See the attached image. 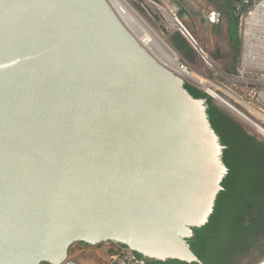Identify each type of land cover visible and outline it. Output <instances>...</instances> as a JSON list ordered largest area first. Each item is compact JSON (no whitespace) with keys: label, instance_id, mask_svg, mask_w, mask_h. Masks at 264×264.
I'll list each match as a JSON object with an SVG mask.
<instances>
[{"label":"water","instance_id":"95a60500","mask_svg":"<svg viewBox=\"0 0 264 264\" xmlns=\"http://www.w3.org/2000/svg\"><path fill=\"white\" fill-rule=\"evenodd\" d=\"M187 82L110 0H0V264H85L80 242L203 264L187 238L228 168Z\"/></svg>","mask_w":264,"mask_h":264},{"label":"trees","instance_id":"16d2710c","mask_svg":"<svg viewBox=\"0 0 264 264\" xmlns=\"http://www.w3.org/2000/svg\"><path fill=\"white\" fill-rule=\"evenodd\" d=\"M177 5L186 7L185 0H172ZM220 14L219 22L213 24L216 26L221 37L226 39L224 46H219L216 50L218 58L229 57L234 62L239 59L242 50V30L244 25V15L252 6L254 0H205ZM215 27V28H216ZM192 31V30H190ZM173 44L182 49L185 45H189V41L181 32L172 34ZM182 44L183 46H181ZM225 49L227 50H223ZM226 51V52H225ZM233 62V61H232ZM235 66V64H234ZM234 66L232 68H234ZM187 89L197 98H205L207 104V114L211 126L218 133L221 143L225 147L223 150V160L228 168V173L224 176L221 183L222 189L218 192L213 212L208 216L207 221L199 226L192 227V235L187 240L190 243L192 250L201 259L204 264H226L223 260V254L228 251H236L240 246L247 241L252 240L257 235V228L261 223L259 216L252 217L250 223L246 224L247 210L251 207L256 210L263 209L264 202L259 201L252 204H247L245 199H240L238 193L242 190L234 189L229 185V181L233 172H245L247 163L250 162L249 148H240L229 132L236 129H241V136L253 140L258 146H264V142L257 140L256 135L251 134L242 122L234 115H231L225 108L215 104L214 99L207 94L203 89L193 83H186ZM227 111V112H225ZM218 115L224 125H217ZM239 136V135H238ZM235 137V136H234ZM237 193V194H236ZM239 197V198H238ZM236 198V199H235ZM255 211H253L254 213ZM252 213V214H253ZM111 252H123L125 246L110 243ZM226 252V253H223ZM142 257L141 254L136 253ZM226 260V259H225ZM145 264H199L198 262H186L179 259L168 258L166 260H156L154 258H144Z\"/></svg>","mask_w":264,"mask_h":264},{"label":"rangeland","instance_id":"374dc122","mask_svg":"<svg viewBox=\"0 0 264 264\" xmlns=\"http://www.w3.org/2000/svg\"><path fill=\"white\" fill-rule=\"evenodd\" d=\"M130 3L140 12L141 15L145 17V19L157 30L159 33L165 37V41L169 45V48L175 52L177 58L183 60L191 72L190 75L199 83L204 84L205 86L214 85L211 89H214L216 92L217 86L221 90L225 92V96H222L225 102H229V104L233 105L237 111H233L226 107L222 102L221 107L225 108L228 112L232 113L236 118H238L243 125L249 130L251 134L254 133L256 137L264 140V132L259 131V129L250 124L249 120L255 122L256 124L262 126L264 128V112L259 109L253 110V104L251 106L248 105V101L242 97L240 99H227V97L231 98V92L225 84V78L221 79V73L224 71L229 72L228 70H232L235 62L229 57L218 58L216 55V50L219 46H224L226 39L220 36L218 28L208 22L206 19V15L210 10H215L212 6H210L205 0H185L186 7L182 10V14L187 13V21L180 16V13L176 12L173 9V6L167 0H129ZM261 8V10H257ZM253 11V16L249 19V28H248V18L249 12ZM167 13L171 14L173 17L179 21V23H183L190 31L194 44L201 48L200 52L198 50H194L193 58H189L183 50L176 47L172 42V34L175 32H183L182 25L181 28H171V22L167 18ZM258 13L256 16L255 14ZM260 18L262 24H264V0H254L252 6L244 15V25L242 30V42L244 43L247 29L250 31L248 34V38L252 41H256L258 46L255 48L259 49L258 52H264V49L259 45V40L264 39V31L259 30H251L253 19ZM179 19V20H178ZM183 21V22H182ZM251 26V27H250ZM216 27V28H215ZM178 29L177 31H175ZM181 29V30H180ZM174 31V33L170 34V32ZM183 34V33H182ZM184 36L189 41V44L195 48L193 43H191L189 37L184 34ZM142 39V37H140ZM252 38V39H251ZM252 43V42H250ZM254 43V42H253ZM243 46V45H242ZM223 50L225 47H223ZM196 49V48H195ZM226 52V51H225ZM159 57L166 62L168 59H164L162 56ZM209 59V60H208ZM211 61V62H210ZM233 61V62H232ZM167 63L171 64L167 61ZM173 67V66H170ZM225 77V76H224ZM221 82L217 83L218 80ZM190 83L195 84L199 88H203L198 83L190 80ZM224 83V84H222ZM217 85V86H216ZM210 87V86H209ZM220 92V91H218ZM217 92V93H218ZM221 95V94H220ZM216 96V95H215ZM214 99V98H213ZM217 103V99H214ZM241 111V112H240ZM244 116H241L240 114ZM248 115V116H247ZM79 244H74L70 250V259L76 260L77 262L85 263V264H110V243H102L96 246L82 247ZM77 251V252H76ZM77 253V260L73 258V255Z\"/></svg>","mask_w":264,"mask_h":264},{"label":"flooded vegetation","instance_id":"af4514ba","mask_svg":"<svg viewBox=\"0 0 264 264\" xmlns=\"http://www.w3.org/2000/svg\"><path fill=\"white\" fill-rule=\"evenodd\" d=\"M173 2V1H172ZM175 3V2H173ZM176 12L180 13V16L183 17L185 21H187V13L182 14L183 7L176 4ZM176 20V19H175ZM177 21V20H176ZM178 22V21H177ZM179 23V22H178ZM179 25H181L179 23ZM183 46L182 44H180ZM183 52L189 57L193 58L194 56V50L196 51L194 47H192L190 44L185 45L182 47ZM242 53V52H241ZM241 57V55H240ZM241 58H239L233 70L237 71V63L240 61ZM238 72V71H237ZM221 76H225L221 75ZM215 101V100H214ZM215 104L221 107L219 103L215 101ZM227 112V111H225ZM228 113V112H227ZM230 113V112H229ZM228 113V114H229ZM233 115L232 113H230ZM215 119L217 118L218 122L217 125H224V121L218 116H214ZM241 122V121H240ZM229 132L232 134V137L234 138V141L241 148H249V155L247 157L250 158V162L247 163V167L245 172H233L229 181L230 187H232V190L239 189L242 190L238 193L240 199H245L247 204L256 203L259 201L264 202V146H258L254 143L253 140H249L248 138L241 136L242 130L239 129H233L231 130V127L229 129ZM239 135V136H238ZM235 136V137H234ZM257 140H261L264 142L263 139H260L257 137ZM227 148V146H225ZM224 147V148H225ZM239 147V148H240ZM228 172L224 173V176ZM223 176V178H224ZM223 181V179H222ZM223 188V187H222ZM237 194V193H236ZM238 197V198H239ZM236 199V198H235ZM263 209L256 210L255 208L251 207L247 210L249 212L248 215H246V224L250 223V220L252 217L259 216L261 223L259 224V227L257 228V235H255V238L252 240L247 241L245 244L240 246L238 250L236 251H228L227 253L223 251V258H218L221 261H225L226 264H264V204L262 205ZM253 211H255L253 213ZM253 213V214H252ZM79 244L82 247V249H85L84 247H89L91 245H86L84 243H76ZM102 244V243H101ZM99 245V244H98ZM96 246V245H95ZM226 259V260H225ZM203 263V262H202ZM48 264V263H44ZM204 264V263H203Z\"/></svg>","mask_w":264,"mask_h":264},{"label":"built area","instance_id":"2783aa9c","mask_svg":"<svg viewBox=\"0 0 264 264\" xmlns=\"http://www.w3.org/2000/svg\"><path fill=\"white\" fill-rule=\"evenodd\" d=\"M253 16V11L249 12L248 18V28H249V19ZM206 19L211 24H215L220 20V14L216 10H210L207 15ZM250 31L247 29V35L242 47L241 59H240V67L237 72V76L235 80L230 82V92L231 98L227 97V99H240V97L246 99L248 101V105L251 106L253 104V110L259 109L260 111L264 112V98L260 97V93L264 91V66L254 65L250 63V59H255L259 55H263L264 52L259 53V49L255 48L256 41L251 40L248 38V34ZM254 42V43H253ZM181 68H185L189 71L187 64L183 61L180 64ZM224 84V83H222ZM212 88L214 85H209ZM227 86V85H226ZM228 87V86H227ZM206 89V88H205ZM220 91V88H217ZM217 91V92H218ZM223 99L222 96H225V92L222 91L218 92ZM225 94V95H224ZM224 101V99H223ZM225 102V101H224ZM251 104V105H250ZM229 109H233V111H237V109L227 103ZM264 116V114H262ZM249 123L256 126L254 122L249 120ZM257 127V126H256ZM111 248V247H110ZM110 264H145L144 260H139L131 251L125 250L123 252H111L110 253Z\"/></svg>","mask_w":264,"mask_h":264},{"label":"bare ground","instance_id":"6f19581e","mask_svg":"<svg viewBox=\"0 0 264 264\" xmlns=\"http://www.w3.org/2000/svg\"><path fill=\"white\" fill-rule=\"evenodd\" d=\"M111 3L114 5V7L117 9V11L121 14V16L126 20V22L129 24V26L133 29L135 33H137L140 37H142L141 41L143 44L147 47H149L155 54L158 56H162L164 59L170 62L171 64L167 63L169 66H173L176 70L184 74L187 78L190 80H193L194 82L198 83L199 85H203L202 87L209 90L212 94H215L219 99H221V96L219 93H217L214 89H211L208 86H205L204 84H201L197 82L191 75L190 71H187L185 68L179 67V59L177 58V55L171 48H169V45L165 41V37L162 35V33L157 30L145 19L143 15L140 14V12L137 11V9L130 3L129 0H110ZM261 10V8L257 9ZM258 13L255 14V16ZM167 18L171 22L170 26L171 28H181V25H179V21L177 22L176 18L173 17L171 14L167 13ZM176 19V20H175ZM252 24V32L253 30L264 31V24H262L260 18L257 20L254 18ZM251 27V26H250ZM172 32V30H171ZM252 39V38H251ZM252 42V41H251ZM259 45L264 49V39L259 40ZM256 46H258L256 44ZM259 53H262L261 51ZM209 60V59H208ZM211 62V61H210ZM250 63L254 65H260L264 66V57L263 55H259L255 59H250ZM223 101V99H221ZM220 100V101H221ZM221 101V102H222ZM224 105L227 106V102H222ZM229 103V102H228ZM241 112V111H240ZM241 116H244L242 113ZM248 116V115H247ZM246 119H248L246 116H244ZM255 123V122H254ZM259 131L264 132V128L258 124H255Z\"/></svg>","mask_w":264,"mask_h":264},{"label":"crops","instance_id":"0c3cea01","mask_svg":"<svg viewBox=\"0 0 264 264\" xmlns=\"http://www.w3.org/2000/svg\"><path fill=\"white\" fill-rule=\"evenodd\" d=\"M243 47V46H242ZM241 52H242V50H241ZM239 58H241V57H239ZM240 61L237 63V71L239 70V67H240ZM229 72H227V71H224L223 73H221L220 75H224L225 74V77L224 76H221V79L222 78H225V84L228 86V88L230 89V82L232 81V80H235L236 79V74H237V71L236 70H228ZM219 82H221V80L219 79L218 81H217V83H219ZM217 86V85H216ZM217 88H218V86H217ZM77 252V251H76ZM78 254L77 253H75L74 255H73V258H75V259H77L76 258V256H77ZM77 260H80V259H77ZM81 261V260H80Z\"/></svg>","mask_w":264,"mask_h":264}]
</instances>
